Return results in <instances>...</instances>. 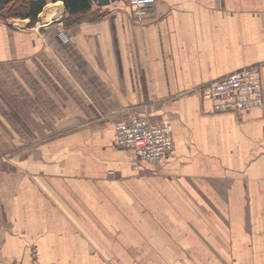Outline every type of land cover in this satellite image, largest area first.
Segmentation results:
<instances>
[{
  "label": "crops",
  "instance_id": "crops-1",
  "mask_svg": "<svg viewBox=\"0 0 264 264\" xmlns=\"http://www.w3.org/2000/svg\"><path fill=\"white\" fill-rule=\"evenodd\" d=\"M43 14L0 19V264H264V108L202 92L264 81V0ZM138 115L169 125L171 155L117 145Z\"/></svg>",
  "mask_w": 264,
  "mask_h": 264
},
{
  "label": "built area",
  "instance_id": "built-area-1",
  "mask_svg": "<svg viewBox=\"0 0 264 264\" xmlns=\"http://www.w3.org/2000/svg\"><path fill=\"white\" fill-rule=\"evenodd\" d=\"M132 15L139 20L147 16L157 0H127ZM52 21V20H50ZM205 98L218 112H246L264 108V81L259 65L243 68L202 86ZM117 145L130 149L147 161L158 162L174 150L171 129L148 115L130 116L116 127Z\"/></svg>",
  "mask_w": 264,
  "mask_h": 264
},
{
  "label": "trees",
  "instance_id": "trees-1",
  "mask_svg": "<svg viewBox=\"0 0 264 264\" xmlns=\"http://www.w3.org/2000/svg\"><path fill=\"white\" fill-rule=\"evenodd\" d=\"M58 1L63 2L69 17L78 18L91 11L93 0H9L0 10V19L4 21L10 17L30 19L35 23L49 2Z\"/></svg>",
  "mask_w": 264,
  "mask_h": 264
},
{
  "label": "water",
  "instance_id": "water-1",
  "mask_svg": "<svg viewBox=\"0 0 264 264\" xmlns=\"http://www.w3.org/2000/svg\"><path fill=\"white\" fill-rule=\"evenodd\" d=\"M9 0H0V10H2L3 5L8 2ZM95 3H97L99 6H107L109 5L111 2L115 1V0H93ZM57 17H59V13L56 14L53 19L55 20Z\"/></svg>",
  "mask_w": 264,
  "mask_h": 264
},
{
  "label": "rangeland",
  "instance_id": "rangeland-1",
  "mask_svg": "<svg viewBox=\"0 0 264 264\" xmlns=\"http://www.w3.org/2000/svg\"><path fill=\"white\" fill-rule=\"evenodd\" d=\"M49 3H52V2H49ZM54 3V2H53ZM48 5V4H47ZM46 5V6H47ZM45 9V8H44ZM44 11V10H43ZM43 16H44V14L43 15H39L38 16V23H39V20H41L42 18H43ZM9 19H21V18H12V17H10ZM6 21V20H5ZM37 22V21H36Z\"/></svg>",
  "mask_w": 264,
  "mask_h": 264
},
{
  "label": "bare ground",
  "instance_id": "bare-ground-1",
  "mask_svg": "<svg viewBox=\"0 0 264 264\" xmlns=\"http://www.w3.org/2000/svg\"><path fill=\"white\" fill-rule=\"evenodd\" d=\"M54 6H55V8H56V7L60 6V5H54Z\"/></svg>",
  "mask_w": 264,
  "mask_h": 264
}]
</instances>
